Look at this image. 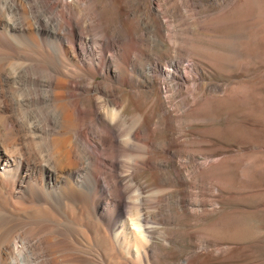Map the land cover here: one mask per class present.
I'll return each instance as SVG.
<instances>
[{"label": "bare ground", "instance_id": "1", "mask_svg": "<svg viewBox=\"0 0 264 264\" xmlns=\"http://www.w3.org/2000/svg\"><path fill=\"white\" fill-rule=\"evenodd\" d=\"M101 18L95 0H0V264L154 259L167 191L141 179L155 130L126 117L122 89L143 54ZM147 70L173 90L187 83L176 61ZM154 165L169 175L168 161Z\"/></svg>", "mask_w": 264, "mask_h": 264}, {"label": "rangeland", "instance_id": "2", "mask_svg": "<svg viewBox=\"0 0 264 264\" xmlns=\"http://www.w3.org/2000/svg\"><path fill=\"white\" fill-rule=\"evenodd\" d=\"M95 2L100 22L133 32L143 54L128 71L135 88L122 89L126 117L155 130L141 179L167 191L150 264H264V0ZM153 61H176L183 89L150 74ZM162 161L169 175L154 168Z\"/></svg>", "mask_w": 264, "mask_h": 264}]
</instances>
